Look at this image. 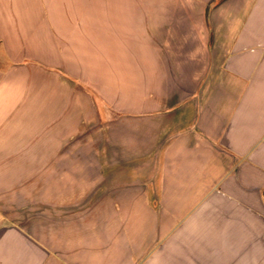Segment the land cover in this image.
I'll list each match as a JSON object with an SVG mask.
<instances>
[{
  "label": "crops",
  "instance_id": "0c3cea01",
  "mask_svg": "<svg viewBox=\"0 0 264 264\" xmlns=\"http://www.w3.org/2000/svg\"><path fill=\"white\" fill-rule=\"evenodd\" d=\"M0 264H264V0H0Z\"/></svg>",
  "mask_w": 264,
  "mask_h": 264
},
{
  "label": "trees",
  "instance_id": "16d2710c",
  "mask_svg": "<svg viewBox=\"0 0 264 264\" xmlns=\"http://www.w3.org/2000/svg\"><path fill=\"white\" fill-rule=\"evenodd\" d=\"M223 0H215L216 4L221 3Z\"/></svg>",
  "mask_w": 264,
  "mask_h": 264
},
{
  "label": "rangeland",
  "instance_id": "374dc122",
  "mask_svg": "<svg viewBox=\"0 0 264 264\" xmlns=\"http://www.w3.org/2000/svg\"><path fill=\"white\" fill-rule=\"evenodd\" d=\"M86 2H88V1H84V3H86ZM102 1H99V3H101Z\"/></svg>",
  "mask_w": 264,
  "mask_h": 264
}]
</instances>
